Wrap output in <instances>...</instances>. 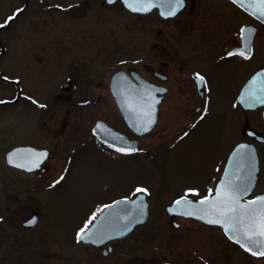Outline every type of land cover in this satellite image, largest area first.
Returning <instances> with one entry per match:
<instances>
[{
	"label": "rangeland",
	"instance_id": "obj_1",
	"mask_svg": "<svg viewBox=\"0 0 264 264\" xmlns=\"http://www.w3.org/2000/svg\"><path fill=\"white\" fill-rule=\"evenodd\" d=\"M23 1L0 0V24H6ZM75 1L80 0H29L19 19L0 28V49L1 45L5 48L0 69L11 80L0 78V264H129L135 251L149 254L151 249L187 248L189 238L199 239V248L220 247V229L187 220L181 228L173 229L164 205L180 192L192 197L209 192L232 146L245 137L246 124L242 122L248 119L249 125L261 127L255 113L245 114L236 108L232 92L240 79L264 65V26L255 40L256 55L249 61H229L227 79L222 71L226 59L211 60L213 87L224 85L227 91L208 96L207 112L196 124H188L193 116L183 111L195 103L186 94L184 85L190 82L179 70L181 57L187 53V65L203 63L206 52H215L230 36L226 37L220 25L227 23L236 42L239 26L249 17L221 0H195L170 19L162 18L157 10L133 13L121 2L109 5L103 0H89L81 13L67 12V5ZM53 3L59 6L46 7ZM22 26H29L30 32H23ZM24 40L32 56L23 49ZM163 60L169 62L163 68L171 74L173 91L161 107L157 127L142 138L138 154L111 155L91 138L89 129L96 118L120 125L123 119L110 97L90 92L85 106L75 102L69 106V120L81 133L75 136L74 130L59 140L61 145L46 174L38 177L5 163L4 151L30 138L27 124H34V129L35 124H41L35 131L36 141L54 144L48 130L62 124L66 105L58 101L45 113L33 103L49 99L47 94L70 75V65L84 69L81 83L91 91L107 89L111 73L120 67L135 66L148 74L145 62L159 66ZM81 135L89 138L81 143ZM138 188L152 193L147 224L117 241L108 256L78 241L77 233L106 200L133 194ZM263 190L264 164L252 195ZM33 210L40 213L39 224L24 228L21 220ZM204 239H215V244Z\"/></svg>",
	"mask_w": 264,
	"mask_h": 264
},
{
	"label": "flooded vegetation",
	"instance_id": "obj_2",
	"mask_svg": "<svg viewBox=\"0 0 264 264\" xmlns=\"http://www.w3.org/2000/svg\"><path fill=\"white\" fill-rule=\"evenodd\" d=\"M37 1L42 2L43 0H37ZM103 1L106 4H109V3H107V0H103ZM194 1L195 0H185V7L183 10H185V8H187V7H190V5H191L190 3H192L194 5ZM221 1H224L226 3V6L231 7V9L233 7H235L239 11L246 14L249 17V20L243 22L239 26L238 31L236 32V34H237L236 35L237 36L236 42H234V40H232V37L234 38L235 34L233 32V34L231 35V29H227V28H230L227 25V23H225L226 25L221 24L220 27L224 26V28H225L226 37L228 35H230V36L228 39H226L225 41L220 43L218 50H216L215 52H213V51L212 52L211 51L206 52V54H207L206 59L204 60L203 63L195 64L196 62L193 61L194 62L193 65H187L188 61H189V56L187 55V53H186V56L181 57V61L179 64V70L182 73H184V76L187 77L188 81L190 82L189 84L184 85V86L188 87V89H186L187 93L184 90H183V93H186L187 95L191 96L193 98L191 101L193 102V104L195 103L193 108L190 107V109L187 108V109H184V111H183L184 113L187 112L188 114L190 113L193 116V118H190L188 120V124H196L197 123L196 120L200 116H203V114H205L207 112V110H208V99H207V97L208 96L213 95L214 93H217V91H219V92L227 91V88L224 87V85L220 86L219 89H215L213 87L212 77L214 74L215 67H213L212 63H210L211 60L212 59H218V58L226 59V63L223 64L225 68H222V71L225 72V76L227 79L229 77L227 74L228 70H229L227 67L229 61H231V62L233 60L249 61L256 55L257 45H256L255 40H256V37H257L258 32L260 30V26H264L257 19H255L254 17L250 16L249 14H247L246 12L241 10L239 7H237L231 0H221ZM120 2H121V0H116L114 3H111L109 5L117 4ZM88 3H89V0H80V1L70 2L65 9L67 12H75V13L80 12L81 13L83 11V9L87 6ZM28 6H29V0H24L23 3L15 9V12L13 15V16H15V19H13L11 21H8V19H7V23L3 24V25H5L4 27L10 26L12 21L19 19L20 15L24 11H26V8ZM58 6H59L58 3H53V4H48L46 7L51 8V7H58ZM154 10H157V9H154ZM139 14H143V13H139ZM170 18H174V17H170ZM170 18H166V19H170ZM244 24H254L255 25V28H254L255 34H254V38H253V42H252L251 55L250 56L248 55V58H245V56H242L239 54L229 56L228 53L236 52V51H233V49L237 46H240V44H241V27ZM22 28H23V32H26V33L30 32L29 26L28 27L22 26ZM33 28L37 29L38 27L34 26ZM34 29L32 32H35ZM214 29L217 30L215 26H214ZM23 42H24L23 49L26 51V49L28 50L27 42L25 40ZM4 52H5V48L1 45L0 61H1V58L3 57ZM29 53H30L29 56H32V53L30 51H29ZM67 60L71 61L72 59H71V57H68ZM82 61H83V59H82ZM143 65L145 66L146 70H148L147 71L148 74L141 72L140 69L138 67H135V66L120 67L111 73L107 89H98V90H91V91L84 89L82 86V83H81L82 78H83L82 72L84 71V69H82V67H80V66L74 67L73 65H70V67H69L70 75H68V77H66L60 83L59 87L54 88L52 91L49 90V91H51V93L49 92L48 94H47V90H46V94H47L46 97H48L49 99L48 100L35 99L34 103H33L34 105L36 104L35 106H37L39 109L45 110V113H49L51 111V107L54 106L58 101L63 102L66 105L65 115H64L65 117L62 119V124H57V125L53 126V128H50L48 130V134H50L51 137L55 140L54 144L51 146V145L42 144V143L36 141L37 137H36L35 131L37 132L39 130L38 128H40L39 126L41 124L39 126L37 124H35L36 129H34V124H30V126H28L29 124H27V128L30 131L29 134H31V135H29L30 138L28 140H20L15 145L7 148L4 151V158H5V163L7 164V166L10 168L16 169V170H20L24 173L35 174L38 177H42L44 174H46L51 169V166H52L51 161L57 155L59 146L61 145L59 140L66 137V135H70L69 133L70 132L73 133L74 130H75V133H74L75 136L79 135L81 133L80 131H78L79 127L77 125H74V127H73V125L71 124V122L69 120L70 115H71L69 106L73 105L74 102L77 103L78 106H80V105L85 106L89 102L88 97L91 96L90 92H97L98 93L96 95L97 97H110L112 104H114V106L116 107V110L120 114V117L123 119V124L120 125V124L112 123V122H110V121H108L102 117L96 118L94 123L90 125L89 130H90V133L92 135L91 138H94L96 140V142L104 150H106L108 153H110L111 155L122 157V156H132V155L138 154L142 148V144H141L142 138L149 135L157 127L158 122L160 120V116H161V107H162L163 103L165 102L166 98L173 91L171 84L169 83L171 80V74L168 71V69H167V71H165L163 68V67H166L169 65L168 61H165V60L161 61V64L159 66L151 65L148 62H145ZM263 67H264V65H260V66L255 67L254 69H252V71L248 75H246L244 80H242V79L239 80L237 88L234 89L232 92L236 96V108L238 110L243 111L245 114L255 113L257 116V124H261L260 128H255V127L249 125L251 123L248 121V119L244 120L242 122V124H246L244 126L245 137L236 142V143H238L240 141L256 142L258 153H259V158H260L259 174L262 171V167L264 164V158H263L264 157V149H263V147H261V146H264V104L259 105L255 108H250V107L245 108L239 103L238 97H239V94L241 92L242 86L244 85L245 81L249 78V76L251 74H253L257 69L263 68ZM119 69H125L127 71L128 75H130L131 77H133V72L138 73V74L142 75L145 79H147L153 86H155V88H157V90L155 91V95L157 97H160L161 99H160L159 111H158V121H157V124H155V127H153L152 129H150L148 131H143L142 133H138L129 124H127L126 121L124 120V118L121 114V111L118 107V104L116 102L114 90L111 87L112 75L115 71H117ZM197 74L204 77V83H200V81L197 79ZM0 78H2L3 80H5L7 82L10 81V79L1 71V69H0ZM5 78H7V79H5ZM217 81L221 82L220 80H217ZM147 94H153V91L147 92ZM76 96L82 97V98L78 99V100H74V98ZM1 102H2V104L6 103L4 100H2ZM41 106H43V107H41ZM98 119H103L104 121L107 122V124H99V126L96 129L97 132H95L94 129L97 126L96 122ZM41 128H42V125H41ZM249 128H250V130L255 129L256 131L261 133L262 134L261 140L256 141L255 137L250 136L247 133V129H249ZM113 129L115 131H119L120 134L125 135L129 141L136 140L137 141V149L130 151V152H122V151H117L116 148L110 146L103 138H106V139H112L111 137L116 138L117 136L114 133ZM81 138H82L81 143H83L86 139L89 138V136H86L85 138H83L81 135ZM116 141L120 142V143L122 142V140L118 139V138ZM16 146H24L25 147L15 156L16 159L20 160V165H24V167H19L16 164H12L8 161V157H7L8 153ZM39 153H46V155L38 156L37 154H39ZM68 154L69 153L65 154V158H67ZM37 160L39 161L38 167L34 166V163ZM29 169H31V170H29ZM219 177L220 176L216 177L215 182H214L211 190H214ZM137 193L138 192L136 191L133 194L119 195V196L113 197L109 200H106V202L103 204V206L96 212L94 217H96L97 214L101 211V209H103L107 204L112 202L114 199L121 197V196L133 197ZM145 193H146V198L148 200V215H147L146 220L143 223L136 224L124 236L110 238L102 244H95L92 242H81V241H80V243L83 245H89L91 247H94L95 249H100L102 255H104V256H108L111 253H113L114 248H115V243L117 241H120V240L127 238L130 234H132L134 231H136V229L139 226L145 225L149 222L150 214H151V210H152L151 209L152 208L151 200H150L152 193L148 192V191ZM208 193L209 192H207L205 194H208ZM183 195L190 196L186 192H180L178 195L174 196L168 203H166L164 205V210H165V212L169 218V221H170L172 228L173 229L181 228L183 226V220L199 222V223H202V224L209 226V227H216V228L220 229V232L222 235L221 239H223L222 245L220 247H216V244L214 243L215 239H214V241H210V242L207 239H204V240L208 241L210 244H215V247H213V245H211V246L206 245V247L199 248L198 243H197L198 242L197 240H199V239L189 238L188 239L189 243H187V248L173 249V250H169L167 252H164L162 250L151 249V250H148L149 254H139V252L135 251L129 257V259L127 261L129 264H264V256H261L258 254L253 255L251 252L244 249L237 242H235L231 238H229L223 232L221 227L204 223V222L197 220V219H194L192 217H187V216H183L181 214L170 212L168 209L169 205H171L176 198H178L179 196H183ZM200 196L201 195L196 196V197H192V196H190V197L198 198ZM252 196H254V195H250L249 197H252ZM39 215H40V213L37 210H33L32 212L28 213L27 216L21 220L22 226L24 228H28V229L36 227L40 221ZM92 221H93V218L89 222V224ZM208 239H211V238H208ZM192 240H194L195 243H193ZM200 240H202V239L200 238Z\"/></svg>",
	"mask_w": 264,
	"mask_h": 264
},
{
	"label": "water",
	"instance_id": "obj_3",
	"mask_svg": "<svg viewBox=\"0 0 264 264\" xmlns=\"http://www.w3.org/2000/svg\"><path fill=\"white\" fill-rule=\"evenodd\" d=\"M113 1L114 0H112V2ZM122 1L129 10H132L128 7V3L130 2V0H122ZM233 1L237 3L240 7H242L244 10H246L256 18L264 22V18H260L258 15H254L253 11L247 8L246 3L242 5L239 2V0H233ZM151 3L154 5V7H152L151 9L158 7L159 13L161 15L162 13L166 12L169 7L167 0H151ZM184 5H185V0L183 7ZM182 8H180V10ZM162 16L168 17L166 15H162ZM247 28L248 26L243 27L245 31L242 32V37H241L242 44L240 47L236 48V50L244 49L245 44L247 45V48L251 50L253 35L252 33L249 37L245 35ZM246 54H248V52H246ZM135 76L137 81L129 77L124 70H118L112 76L111 87L114 90L116 101L118 103V106L125 121L138 133H142L144 131L143 128L147 127L148 130H150L156 124L158 118V105L161 98L155 95V91L157 90L155 86H153L151 83H149L146 79H144L140 75L135 74ZM263 80H264V69H259L246 81L239 96V101L244 107H248V106L245 102L242 101V97H244L250 90H258L261 87L260 83ZM150 91H153V94H147V92ZM259 104L261 103H256L254 106L251 107H255L256 105ZM149 112H150V116L148 115ZM149 120L151 122H149ZM96 124L97 126L94 129L95 132H97L96 129L99 126V124H107V123L102 119H98ZM114 133L117 136L116 138L114 137H111L112 139L103 138L112 147H115L117 149L124 148L125 151H132L137 148L136 140L129 141L125 135H122L117 131H114ZM254 135H256L257 139H260L259 138L260 135L257 132H255ZM117 138L121 139L122 142L121 143L117 142L116 141ZM241 146H247V147L242 149ZM24 148H25L24 146H17L13 148L7 155L8 161L10 162L9 158L11 157L12 162L10 163L20 165V160L16 159L15 156ZM245 154L249 155L250 159L245 160L244 161L245 166L243 168H240L239 172H237L238 165L240 163V157L241 155H245ZM249 165L252 173V188H251L252 191L257 182V177L259 172V156H258L257 148L256 145L252 142H247V141L239 142L232 149L226 161L222 175L216 185L215 191L210 195L212 197L215 196V192L218 189L220 183L226 177L228 179H231L233 178L234 175L237 174L241 176H246L247 172L249 171V167H248ZM251 191H249L247 195ZM245 196L241 198V203H244L245 201H250L259 196H264V192L251 199H244ZM181 198H185V197H181ZM181 198H178L177 200H180ZM186 198L192 203L191 204L182 203L181 205L177 206L175 204V201L177 200H175L169 206L170 212L184 215L183 213L185 211H192V210L200 209L202 207L203 208L208 207V205L202 206L198 203V201H200L204 197L199 198L197 200L191 199L189 197ZM147 205L148 202L146 200L145 193L143 192L138 193L134 198L122 197L114 200L112 203L107 205L99 213V215L93 220V222L89 225V227L85 229V232L88 235L86 239H82V240L93 242L95 244H101L110 238L125 235L136 224L145 221L147 217ZM200 214L202 213H198V215ZM189 217L198 219L196 216H189ZM200 220L205 221L203 219ZM222 228L224 229L223 226ZM226 234L230 238H232L229 233ZM232 239L236 241L235 238Z\"/></svg>",
	"mask_w": 264,
	"mask_h": 264
},
{
	"label": "snow or ice",
	"instance_id": "obj_4",
	"mask_svg": "<svg viewBox=\"0 0 264 264\" xmlns=\"http://www.w3.org/2000/svg\"><path fill=\"white\" fill-rule=\"evenodd\" d=\"M109 2H112V0H109ZM239 2L242 5L246 3L247 8L252 10L254 15L264 18V0H239ZM167 3L169 5L168 10L162 13V15L174 16L180 8L183 7L184 0H167ZM128 7L136 12H147L154 7V5L151 3V0H130ZM13 19H15V16L9 17L8 21ZM4 26L5 25L0 24V28H3ZM244 31L245 30L242 29V32ZM246 52L250 53V49H248L245 44L244 49L230 52L228 55L239 54L248 58ZM197 79L200 83H204V77L199 74H197ZM242 101L249 107L254 106L256 103L264 104V84H262L258 90H250L244 97H242ZM148 115L150 116V112ZM149 122L151 121L149 120ZM143 130L147 131L148 128L145 127ZM246 147L247 146H241L242 149ZM117 151H125V149L118 148ZM37 155L44 156L46 153H39ZM9 159L10 162H12L11 157ZM248 159H250L249 155H241L237 172H239L240 168L245 166L244 161ZM17 166L24 167V165ZM34 166H39L38 160L34 163ZM248 167L249 171L246 176L237 174L231 179L226 177L220 183L214 197L211 195L205 196L198 201L202 206L208 205L207 208L202 207L192 211H185L183 214L187 216H196L198 219H203L209 224L222 225L225 232L229 233L232 238H235L236 242L241 244L242 247H245L247 251L251 252L253 255L258 254L264 256V196H259L250 201L241 203V198L247 195L252 188V173L250 165ZM60 179L62 180L63 177H60ZM59 182V180L56 181V183ZM212 191L213 190L210 189L209 193L211 194ZM137 192H147V189L138 188ZM182 203L191 204L192 202L187 200L186 197L175 201L177 206ZM198 213L202 214L198 215ZM94 218L95 217H93V219ZM87 235L85 229H81L77 234V239H86Z\"/></svg>",
	"mask_w": 264,
	"mask_h": 264
}]
</instances>
